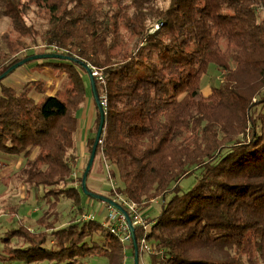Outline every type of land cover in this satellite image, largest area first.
I'll return each instance as SVG.
<instances>
[{
	"label": "trees",
	"instance_id": "obj_1",
	"mask_svg": "<svg viewBox=\"0 0 264 264\" xmlns=\"http://www.w3.org/2000/svg\"><path fill=\"white\" fill-rule=\"evenodd\" d=\"M0 17L23 49L41 45L52 49L41 54L101 73L106 122L95 161L103 160L106 180H119L108 198L140 209L164 200L148 221L153 264H264V0H0ZM6 57L0 76L24 59ZM212 64L226 75L205 95ZM43 67L66 79L40 101L0 81V155L23 157L17 175L25 186L72 200L80 213L85 194L72 164L89 76L68 60L44 59ZM99 124L98 112L89 158ZM196 172L195 186L181 192L179 182ZM45 220L37 232L17 229L25 248L8 247L0 259L125 264L124 245L97 219L73 217L53 229ZM95 234L103 241L93 242ZM135 235L140 244L139 228ZM131 251L134 261L133 244Z\"/></svg>",
	"mask_w": 264,
	"mask_h": 264
},
{
	"label": "rangeland",
	"instance_id": "obj_2",
	"mask_svg": "<svg viewBox=\"0 0 264 264\" xmlns=\"http://www.w3.org/2000/svg\"><path fill=\"white\" fill-rule=\"evenodd\" d=\"M7 39V40H6ZM17 36L16 34L10 33V25L9 22L4 19L3 17H0V56L2 57V60L0 62H3L4 56H7V59H25L26 56H33L34 54H41L46 52L47 50L40 48L37 45L34 46L28 42L27 48L23 49L21 46H18L16 44L17 42ZM6 42H12V49L11 51L8 50ZM36 47V48H35ZM52 50H48V52H51ZM6 54V55H5ZM42 60L33 61L25 66L28 65H35V63H38ZM21 68V67H20ZM41 69L32 68V71L36 72H42ZM53 70V69H52ZM13 74V73H12ZM62 73L55 71V77L56 79L61 76ZM225 72L217 68L215 65H210L208 68V72L203 76L201 81V87L203 90V93L205 95H208L211 91V88L214 86H218L223 80L225 76ZM10 76V75H9ZM8 76V77H9ZM7 77V78H8ZM56 79H47L43 80V82L46 85H54L55 87L57 81ZM5 80V79H4ZM3 80V81H4ZM54 81V84H53ZM86 83L89 85L88 90L91 92L90 82L88 77L85 78ZM65 80L63 81V83ZM31 84H38V86H42L41 81L28 83L27 86H30ZM84 113V109H80L78 112V118L80 120L82 119V115ZM77 139V136H76ZM77 147V146H76ZM81 152L79 151V155ZM35 155L31 157V159L34 160ZM75 158V157H74ZM0 159H3L0 157ZM81 160L78 161L77 164H72L73 172L75 173L74 176H81L83 177L84 171L87 167V164L79 169V165H81ZM88 161H89V155H88ZM83 166V165H82ZM94 166V165H93ZM18 167V166H17ZM79 171V172H78ZM92 171V170H91ZM101 171V169H100ZM91 174V172H90ZM89 174V176H90ZM197 172L189 177H186L182 179L179 184V190L181 192H187L190 189H192L196 182H197ZM108 183L104 185V188L102 193L105 197H110L109 191L111 188L115 189L117 187V184L119 183L118 178L115 180H106ZM111 182V183H110ZM111 184V185H110ZM112 186V187H111ZM176 186V185H175ZM29 187L27 190H25V195L27 194L26 200L23 201L22 198L17 197V193H13L12 191L16 188H14L12 185L8 186L5 182H2L0 180V255L2 251L8 247H11L13 249L18 248H25V244H22L23 241L18 237V235L15 233L17 229H19L22 225L33 228V232H37L40 230L39 223L45 220V223H47L48 228H55L56 226L69 223L70 220L73 217H76L78 220H81V217L84 214H90L97 218V221L99 222H105L107 220V213L102 212L100 213V209L103 206V203L100 201H97L95 199H91L87 197L86 195H82L80 198V205L82 208V212L76 213L73 212L76 210V203L72 200L61 198L58 201L53 200V198L59 197L53 196V192L51 194L45 195V191L42 187H36V186H27ZM25 187V188H27ZM31 188V189H30ZM58 190V188H57ZM172 193H169L165 197V202H168L171 199ZM113 198L115 196H112ZM55 198V199H56ZM53 201H55L56 204H53ZM164 200L158 199L153 201L148 208L141 209L142 214L144 215L147 222L151 219L157 218L161 211L163 206ZM104 209L106 210V205L104 204ZM58 213V215H57ZM47 215V216H46ZM57 224L55 221H57ZM148 222V223H149ZM48 234L51 233V230L45 231ZM104 237L101 234H95L92 237L93 242H101L103 241ZM91 241V238H90ZM47 247H51L50 244H46ZM149 245L152 247V242L149 241ZM124 250L126 252V259L125 264H134L133 262V256L131 251V245L125 244ZM82 264H108V260L105 257L101 256H88L85 258H82L80 260ZM0 264H54L51 261L48 260H42V261H34V262H28L27 260H7L6 262L2 261L0 259ZM140 264H153L152 263V257L150 253L145 252L140 256Z\"/></svg>",
	"mask_w": 264,
	"mask_h": 264
},
{
	"label": "crops",
	"instance_id": "obj_3",
	"mask_svg": "<svg viewBox=\"0 0 264 264\" xmlns=\"http://www.w3.org/2000/svg\"><path fill=\"white\" fill-rule=\"evenodd\" d=\"M41 64H42V61L35 63V65L30 64L28 66H23L17 69L16 71L13 72V74H11L8 78H6L3 81V84L13 88L18 93L24 90H29V95L36 101H40L45 95H49V96L56 95L58 91L63 89V84H64L63 81L66 79V74H62L56 79L55 71L57 70L50 68V67L39 68ZM32 68L41 69L40 71L42 72L32 71ZM52 78L56 79L57 81L55 87H53L54 85L52 86L49 84L46 85L43 82V80H47V79L50 80ZM37 81H41L42 83L41 92L36 90V85L34 84L27 86L29 82L32 83V82H37ZM53 84H54V81H53ZM80 109H84V113L82 115L83 120H80L77 115ZM97 113H98L97 106L95 104L92 93L88 91L84 104L81 105V107L76 113V116L78 119V127L75 133V150L73 151V155L75 157V162H74L75 164H77L78 161L82 159L81 165L78 166L79 169L83 168L88 162L87 145H88L89 139L92 136H94L93 130L96 124ZM76 136H77V139H76ZM79 151L81 152L80 155H79ZM36 152L37 150H35L32 155L33 156L36 155ZM0 157L3 158V159H0V180L2 182H5L8 186L12 185L14 188L16 187L11 192L12 195L13 193H17L18 194L17 197L22 198L23 201L26 200L28 195L27 194L25 195V190H27L29 187L25 186L19 180L18 175H17V172L25 163L24 158L23 157H11L7 155H3V154L0 155ZM102 161L103 160L101 159V157H99L95 161L91 174L87 180L88 189L100 195H103L102 192L105 191L103 190V188H104V185L107 183L105 167H103L104 165L101 164ZM102 212L104 213L106 212V210L104 209V204L100 209V213ZM21 227H26L30 231H34L33 228L30 227L29 225L27 226L22 225Z\"/></svg>",
	"mask_w": 264,
	"mask_h": 264
},
{
	"label": "water",
	"instance_id": "obj_4",
	"mask_svg": "<svg viewBox=\"0 0 264 264\" xmlns=\"http://www.w3.org/2000/svg\"><path fill=\"white\" fill-rule=\"evenodd\" d=\"M44 59H62V60H68V61L75 62L79 64L82 68H84L89 76L91 87H92L93 98L97 106L99 115H100V124H99V128L96 134L95 142L92 148V152H91L87 167L82 177V190L84 194L88 196L89 198L101 201L108 205H112L113 207H115L121 213L125 215L129 229H130L131 237H132V244H133V249H134V261L133 262L134 264H140V251H139L138 241L135 235V228L133 226L132 220L129 214L127 213V211L123 207H121L119 204H117L114 200H112L111 198L105 197L103 195H100L94 192H90L87 188V180H88L89 174L95 162L97 149H98V146H99L102 134H103V130L105 127V122H106V112H105L104 107L101 104V98L97 90L96 80H95V76L93 75L92 69L77 59H72V58L64 57L62 55H57V54H37L31 57L25 58L22 61L18 62L17 64L13 65L7 72H5L3 75L0 76V81L6 79L9 75H11L14 71L19 69L20 67H23L30 62L44 60Z\"/></svg>",
	"mask_w": 264,
	"mask_h": 264
},
{
	"label": "built area",
	"instance_id": "obj_5",
	"mask_svg": "<svg viewBox=\"0 0 264 264\" xmlns=\"http://www.w3.org/2000/svg\"><path fill=\"white\" fill-rule=\"evenodd\" d=\"M92 71H93V75L96 78H98V80L104 82V79L101 73L98 72V70L92 69ZM101 104L104 107V109L107 107V100L105 96L101 97ZM113 200L127 211V213L129 214L132 220L135 231L136 228L140 229L142 233V238L140 244L138 243L139 251L152 254L154 250L153 247L149 245V240H148V235L151 225L145 219L144 215L141 212V209L135 203L129 202L123 196H115ZM106 213H107V220L105 222H102L103 225L105 227H108L111 233L114 234L121 241L123 245L125 244L132 245V237L125 215L121 213L118 209L113 207L112 205H108V204L106 205ZM95 219L97 218L94 217L93 215L84 214L81 217L80 221L86 222V221H93Z\"/></svg>",
	"mask_w": 264,
	"mask_h": 264
}]
</instances>
